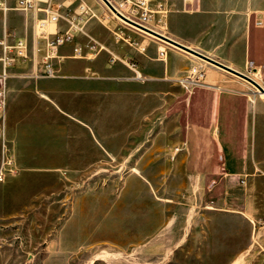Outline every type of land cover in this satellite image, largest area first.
<instances>
[{"label": "crops", "instance_id": "0c3cea01", "mask_svg": "<svg viewBox=\"0 0 264 264\" xmlns=\"http://www.w3.org/2000/svg\"><path fill=\"white\" fill-rule=\"evenodd\" d=\"M53 2L61 4L63 15H70L81 2L94 16L85 21L83 32L60 47L62 60L55 63L53 76L24 77L25 71L38 72L29 64L9 73L4 139L19 173L8 174L0 182V215L24 214L30 208L27 204L36 198V187L44 183L29 174L37 169L100 172L102 162L126 158L128 171L134 173L170 168L175 173L199 172L203 165L211 169L214 156L219 155L224 176L243 179L242 212L264 222V99L260 93L248 81L122 23L98 0ZM166 3L165 36L241 73L251 71L260 76L264 87V0ZM42 16L35 10H0V37L7 28L32 47L37 43L34 23ZM57 28H67L64 19ZM92 41L98 48L95 53L89 49ZM76 46L79 56H73ZM159 47L166 50L164 60L157 58ZM194 65L205 71L203 84L186 88L177 80ZM96 133L108 144L104 156ZM170 154L176 155L172 165ZM198 157L205 158L203 165L196 161ZM142 185L135 175L126 180L128 188Z\"/></svg>", "mask_w": 264, "mask_h": 264}, {"label": "rangeland", "instance_id": "374dc122", "mask_svg": "<svg viewBox=\"0 0 264 264\" xmlns=\"http://www.w3.org/2000/svg\"><path fill=\"white\" fill-rule=\"evenodd\" d=\"M95 135L104 156L108 144ZM168 157L172 165L176 155ZM126 162L29 173L44 183L24 214L0 215V264H264V222L242 212L243 179L224 176L221 156L184 173H134ZM133 175L142 186H126Z\"/></svg>", "mask_w": 264, "mask_h": 264}, {"label": "built area", "instance_id": "2783aa9c", "mask_svg": "<svg viewBox=\"0 0 264 264\" xmlns=\"http://www.w3.org/2000/svg\"><path fill=\"white\" fill-rule=\"evenodd\" d=\"M12 1L13 4H9ZM113 7L114 13L107 5L109 11L122 23L154 36L145 30H151L159 34H165L166 17L168 6L166 0H107ZM61 4L53 0H0V10H9L27 13L30 11L42 12L43 16L34 23V34L37 43L30 46L25 37L15 36L7 28L3 29L0 37V182L8 174H16L17 168L14 157L4 139V114L6 107V80L10 71L16 67H25L28 64L38 68V72H24V77L33 78L36 76H53L56 72L55 63L62 60L59 54L60 47L72 41L74 34L83 32L85 21L94 16L89 12L88 7L78 3L70 15H63L60 12ZM64 19L67 23L65 30H59L57 23ZM165 36V35H164ZM156 37V36H154ZM140 51L144 50L139 46ZM92 53L97 51L95 41L89 44ZM80 55V48H73V56ZM165 48L157 49V58L164 60ZM133 68L134 64L130 63ZM134 70V69H133ZM134 76L140 78L134 70ZM205 71L200 65L190 68L187 75L177 81L186 88L203 84Z\"/></svg>", "mask_w": 264, "mask_h": 264}, {"label": "water", "instance_id": "95a60500", "mask_svg": "<svg viewBox=\"0 0 264 264\" xmlns=\"http://www.w3.org/2000/svg\"><path fill=\"white\" fill-rule=\"evenodd\" d=\"M102 1L114 13H116L115 10L113 9V7L109 4V2L107 0H102ZM117 15H119V14H117ZM145 31L148 32V33H150V34H152V35H154V36H156L157 38H160V39H162V40H164V41H166V42H168V43H170V44H172V45H174L176 47H179V48H181L183 50H186V51H188V52H190V53L198 56L199 58H201V59H203V60H205V61H207V62H209L211 64H214V65H216V66H218V67H220V68H222V69H224V70H226V71H228V72H230V73H232V74H234V75H236V76H238V77H240V78L248 81L250 84H252L254 87H256L261 93L264 94V87H262L256 80H254L250 76H248V75H246L244 73H241V72H239L237 70H234V69L226 66L225 64H223V63H221V62H219V61H217V60H215V59H213V58H211V57H209V56H207V55H205V54H203L201 52H198V51H196L194 49L188 48V47H186V46H184V45H182V44H180V43L172 40L171 38H169L167 36H164L162 34L156 33L154 31H151V30H148V29H146Z\"/></svg>", "mask_w": 264, "mask_h": 264}, {"label": "bare ground", "instance_id": "6f19581e", "mask_svg": "<svg viewBox=\"0 0 264 264\" xmlns=\"http://www.w3.org/2000/svg\"><path fill=\"white\" fill-rule=\"evenodd\" d=\"M163 35H165V34H163ZM161 48H164V47H161ZM139 75H140V74H139ZM262 87H263V86H262ZM256 89H257V88H256ZM257 90H258V89H257ZM258 93H260V95L264 97V94L261 93L259 90H258Z\"/></svg>", "mask_w": 264, "mask_h": 264}]
</instances>
